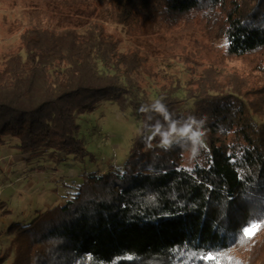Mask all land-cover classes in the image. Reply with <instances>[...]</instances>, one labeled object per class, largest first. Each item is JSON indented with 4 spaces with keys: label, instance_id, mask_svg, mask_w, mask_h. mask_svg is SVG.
<instances>
[{
    "label": "trees",
    "instance_id": "16d2710c",
    "mask_svg": "<svg viewBox=\"0 0 264 264\" xmlns=\"http://www.w3.org/2000/svg\"><path fill=\"white\" fill-rule=\"evenodd\" d=\"M43 1L0 65V152L54 163L31 172L60 170L70 156L95 161L78 119L103 102L132 110L140 128L122 170L85 172L64 204L12 223L0 264H264V0ZM90 9L131 37L156 19L210 43H175L164 59L187 78L164 75L158 57L124 49L99 14L83 32L60 20ZM213 36L224 43L212 47ZM207 44L214 56L198 47ZM189 116L202 121L198 151L163 146L160 133Z\"/></svg>",
    "mask_w": 264,
    "mask_h": 264
},
{
    "label": "rangeland",
    "instance_id": "374dc122",
    "mask_svg": "<svg viewBox=\"0 0 264 264\" xmlns=\"http://www.w3.org/2000/svg\"><path fill=\"white\" fill-rule=\"evenodd\" d=\"M44 2L43 0H0V65L10 54L19 50V30L25 20V12L40 8ZM95 14H99V18L106 23L109 30L122 36L124 49L142 47L150 51L158 57L157 67L163 69L164 75L174 73L182 80L187 78L184 65L172 59L165 61L168 59H164V53L175 43L186 44L191 49L196 48L198 42L210 43L203 31L168 30L156 19L150 21L144 35L131 37L123 25L108 19L103 10L99 13L90 9L83 16L78 13L61 14L60 20L64 22L68 19L66 22L77 25L83 32L86 21ZM222 43L223 40L218 36H213L210 45L213 47ZM210 45L198 47L214 56V51L209 49L212 48ZM149 90L151 97L155 99L154 85L150 86ZM78 121L81 125L80 136L85 140L87 149L93 154L95 161L87 157L84 163H80L70 156L66 163L61 165L60 170L49 169L32 173L29 169L33 163L51 166L54 163L43 157L16 168L13 167V163L22 158L17 157L21 155L19 151H14L17 156L14 154L0 157L2 169H0V204L4 203L6 206L5 208L0 206V225L3 226L0 233V253L9 249L13 235L9 234L8 227L12 223L27 224L37 216L38 212L64 204L77 191L83 173L106 172L112 168L123 169L133 138L140 128V121L132 114V110L122 111L112 102H103L92 113L81 115ZM24 168L29 172L25 171L22 174ZM19 176L24 177L18 179ZM254 229H248L247 232L252 233ZM13 256L14 252L11 251L10 259Z\"/></svg>",
    "mask_w": 264,
    "mask_h": 264
},
{
    "label": "clouds",
    "instance_id": "9594fccd",
    "mask_svg": "<svg viewBox=\"0 0 264 264\" xmlns=\"http://www.w3.org/2000/svg\"><path fill=\"white\" fill-rule=\"evenodd\" d=\"M158 113H167L164 105L158 103L156 107ZM167 120L168 117L166 116ZM189 122L183 123L182 126H169L168 134L161 135V143L165 147H171L173 144H180L189 152H196L199 149L200 143L203 140L202 121L198 120L195 116L188 117ZM178 134V135H177ZM186 140V143L183 142Z\"/></svg>",
    "mask_w": 264,
    "mask_h": 264
},
{
    "label": "crops",
    "instance_id": "0c3cea01",
    "mask_svg": "<svg viewBox=\"0 0 264 264\" xmlns=\"http://www.w3.org/2000/svg\"><path fill=\"white\" fill-rule=\"evenodd\" d=\"M14 149H11V148H5V149H3V150H1V152H0V157L2 156L3 158L4 157H8V156H11V155H16V153H14ZM13 152V153H12ZM21 154V153H20ZM17 156V155H16ZM17 157H22V158H20L19 160H17L16 162H14L13 164V167H23V165L25 164V162L23 161V158H25L26 157V155H20V156H17ZM25 167V166H24ZM14 169V168H13ZM33 173V172H32ZM31 172L29 173V175H31L32 174ZM28 174V173H27ZM24 176H26V174L24 175ZM24 176H19L18 177V179H21V177H24ZM17 179V180H18Z\"/></svg>",
    "mask_w": 264,
    "mask_h": 264
}]
</instances>
